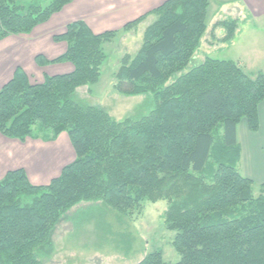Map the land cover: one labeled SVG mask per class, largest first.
I'll use <instances>...</instances> for the list:
<instances>
[{
    "label": "trees",
    "instance_id": "trees-1",
    "mask_svg": "<svg viewBox=\"0 0 264 264\" xmlns=\"http://www.w3.org/2000/svg\"><path fill=\"white\" fill-rule=\"evenodd\" d=\"M21 4L0 0V41L30 35L73 0ZM211 0H168L148 13L140 49L125 55L115 77L117 92L151 94L154 109L140 118L115 121L76 98L95 84L107 60L105 45L135 29L147 15L120 31L94 34L74 21L53 36L65 53L35 57L39 67L70 63L73 71L32 84L17 68L0 90V134L24 142H50L66 133L75 160L45 186L31 184L23 169L0 181V264H42L52 251L51 235L81 203L103 205L124 216L145 202H167L164 223L174 232L176 264H264V194L237 169V126L259 127L264 73L247 74L233 61L194 60L206 32ZM238 22L216 24L233 41ZM181 73V74H180ZM180 74V75H179ZM137 264H171L161 251Z\"/></svg>",
    "mask_w": 264,
    "mask_h": 264
},
{
    "label": "crops",
    "instance_id": "crops-1",
    "mask_svg": "<svg viewBox=\"0 0 264 264\" xmlns=\"http://www.w3.org/2000/svg\"><path fill=\"white\" fill-rule=\"evenodd\" d=\"M166 1L168 0H73L46 23L38 26L30 35H11L0 41V90L12 79L17 68L25 72L32 84H41L44 75L57 76L71 73L73 66L70 63L51 64L44 67H39L35 63L37 55L53 60L65 53L66 44L55 43L53 36L64 33L68 24L81 20L94 34H101L106 31H120L127 23L147 15L139 24L147 23V28L155 20L154 15L148 13ZM243 1L245 3L233 2L231 8L234 14H226L228 16L219 20H215L218 17L217 9H215L211 29H208L206 19V32L200 41L201 45L208 33L204 38V55H212L214 51L230 48H239L243 53L252 54L255 48L264 45V37L261 39L262 44L258 43V36H261L259 31L264 32V28L260 30L256 26L264 24V16H260L264 13V0H261V3L254 0ZM211 3L212 0L210 5ZM224 3L223 0H217L214 6ZM217 6L215 8H218ZM227 19L238 22L234 39L230 43L223 42L225 30L216 27V24ZM138 26L133 30H136ZM126 36L128 33L117 38L122 39ZM243 39L245 44L242 45ZM258 52L256 50L253 55L260 56ZM207 57L209 56L205 58ZM224 60L233 61L243 68V62L239 58ZM258 64L264 67L263 60ZM263 71L264 68L258 69V72ZM258 121L259 127L256 132L248 129L245 120L237 126L236 136L240 151L237 169L244 178L252 181V192L253 188L257 187L261 195L264 194V101L258 106ZM74 160L75 153L66 133L60 134L56 140L50 142L40 138H27L21 142L0 134V181L8 172L23 169L31 184L45 186L57 178L62 169Z\"/></svg>",
    "mask_w": 264,
    "mask_h": 264
},
{
    "label": "rangeland",
    "instance_id": "rangeland-1",
    "mask_svg": "<svg viewBox=\"0 0 264 264\" xmlns=\"http://www.w3.org/2000/svg\"><path fill=\"white\" fill-rule=\"evenodd\" d=\"M18 1L25 5L48 4L47 0ZM216 1L212 0L209 8L208 29L213 26L215 9L218 16L215 20H219L228 16L226 14H234L231 8L233 2L245 3L243 0H223L225 3L218 6L216 4L218 8H215ZM254 1L261 3V0ZM260 16H264V13ZM146 26L147 23H143L136 30L127 32L128 36L117 38L105 45L107 60L101 67L100 78L95 84L77 89L76 98L79 101L104 110L118 122L140 118L154 109L155 101L151 94L126 96L115 88V73L121 60L125 55L134 56L137 53ZM256 26L260 30L264 28V24ZM259 34L261 36H258V43L262 44L264 32L259 31ZM204 38L194 60L182 73L200 64L206 56L219 60L239 58L243 62V69L249 75H255L259 73L258 69L264 68L258 64L261 60L264 61V45L255 48L252 54L243 53L239 48H230L204 55ZM243 44L245 39L242 40ZM256 50L260 56L253 55ZM253 196H259V188H253ZM166 210L167 202L163 200L156 203L145 202L140 210L124 216L100 204L81 203L70 210L53 230L51 254L38 260L42 264H137L148 253L159 250L165 262L176 264L180 261V256L172 245L175 233L165 227Z\"/></svg>",
    "mask_w": 264,
    "mask_h": 264
}]
</instances>
